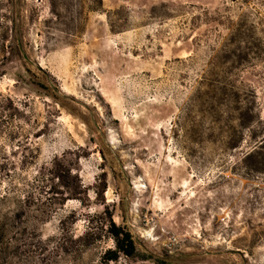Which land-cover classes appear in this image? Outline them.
<instances>
[{
	"label": "rangeland",
	"instance_id": "374dc122",
	"mask_svg": "<svg viewBox=\"0 0 264 264\" xmlns=\"http://www.w3.org/2000/svg\"><path fill=\"white\" fill-rule=\"evenodd\" d=\"M0 264H264V0H0Z\"/></svg>",
	"mask_w": 264,
	"mask_h": 264
},
{
	"label": "trees",
	"instance_id": "16d2710c",
	"mask_svg": "<svg viewBox=\"0 0 264 264\" xmlns=\"http://www.w3.org/2000/svg\"><path fill=\"white\" fill-rule=\"evenodd\" d=\"M16 25V29L18 28V22L16 19H13ZM243 32L241 29H237L238 37L242 36ZM19 43L22 44V37L18 39ZM106 220V219H104ZM107 224V230L112 235L115 241V248L108 249L104 254V258L107 261L118 260L121 253L126 254L127 256H135L136 254H140L137 251V244L134 239L132 232L125 228L124 226L117 224L112 216L109 217ZM90 231L86 232L89 234ZM144 256V255H142Z\"/></svg>",
	"mask_w": 264,
	"mask_h": 264
}]
</instances>
